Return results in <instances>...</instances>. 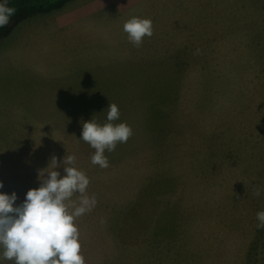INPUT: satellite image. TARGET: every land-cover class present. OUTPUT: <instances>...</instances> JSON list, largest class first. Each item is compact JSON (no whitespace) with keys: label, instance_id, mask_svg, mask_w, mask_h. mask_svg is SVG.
Listing matches in <instances>:
<instances>
[{"label":"rangeland","instance_id":"374dc122","mask_svg":"<svg viewBox=\"0 0 264 264\" xmlns=\"http://www.w3.org/2000/svg\"><path fill=\"white\" fill-rule=\"evenodd\" d=\"M128 2L153 25L139 47L123 19L95 41L49 28L62 7L0 38V193L20 205L74 155L97 201L75 221L85 264H264V0ZM110 103L133 134L101 168L82 125Z\"/></svg>","mask_w":264,"mask_h":264},{"label":"clouds","instance_id":"9594fccd","mask_svg":"<svg viewBox=\"0 0 264 264\" xmlns=\"http://www.w3.org/2000/svg\"><path fill=\"white\" fill-rule=\"evenodd\" d=\"M15 9L0 4V27L9 23ZM128 41L135 47L142 45L145 37L153 35L152 21L132 16L123 24ZM199 50H197V53ZM103 94V93H102ZM107 122H84L81 139L95 149L91 163L107 168L105 151L112 152L118 143H126L133 132L126 123L115 124L120 110L110 103ZM76 157L63 158L64 175L56 171L61 165L53 155L47 168L39 170L40 186L27 191L24 201L17 206V194L0 193V259L14 264H85L79 243V230L75 221L90 212L96 205L95 196L86 190L90 183L86 174L74 167ZM0 182V188H3ZM77 195V200L73 196ZM255 196H259L257 189ZM257 228L264 229V211L256 214Z\"/></svg>","mask_w":264,"mask_h":264},{"label":"crops","instance_id":"0c3cea01","mask_svg":"<svg viewBox=\"0 0 264 264\" xmlns=\"http://www.w3.org/2000/svg\"><path fill=\"white\" fill-rule=\"evenodd\" d=\"M131 2L129 3L128 0H70L62 6L61 10H56L55 15L49 18V28H56L66 24L65 26H68L69 29H75L81 33H84V30L93 33V35H86V37L94 41L100 39L102 36L111 38L113 32L117 31V20L121 21L123 19L126 22L127 17L131 13H135L137 16L140 15L135 11L136 3L132 4ZM141 2L145 5L144 0H141ZM77 19H83L84 22L79 23L77 26L68 24ZM97 21L102 22L98 23ZM122 32L125 33L123 30ZM124 45H126L125 41ZM2 53L3 57L7 56L6 48L1 52L0 56ZM94 55L100 56V53L95 52ZM148 58L143 57V59Z\"/></svg>","mask_w":264,"mask_h":264},{"label":"trees","instance_id":"16d2710c","mask_svg":"<svg viewBox=\"0 0 264 264\" xmlns=\"http://www.w3.org/2000/svg\"><path fill=\"white\" fill-rule=\"evenodd\" d=\"M70 0H0L9 8L15 9L6 26L0 27V38L8 34L11 29L21 20L33 14L47 13L61 8Z\"/></svg>","mask_w":264,"mask_h":264}]
</instances>
